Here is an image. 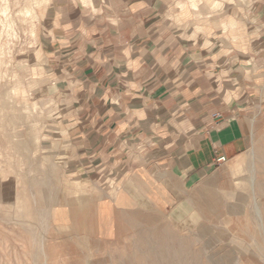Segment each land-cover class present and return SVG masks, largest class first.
Returning a JSON list of instances; mask_svg holds the SVG:
<instances>
[{"label": "crops", "instance_id": "obj_1", "mask_svg": "<svg viewBox=\"0 0 264 264\" xmlns=\"http://www.w3.org/2000/svg\"><path fill=\"white\" fill-rule=\"evenodd\" d=\"M134 11L129 22L142 24ZM256 15L264 39V1ZM105 20L124 22L60 21L42 51L61 95L73 100L52 133L65 150L62 180L85 187L79 204L61 199L56 217L111 240L183 210L218 159L249 150L254 120L264 117V42L252 75L232 33L215 40L161 21L127 34Z\"/></svg>", "mask_w": 264, "mask_h": 264}, {"label": "rangeland", "instance_id": "obj_2", "mask_svg": "<svg viewBox=\"0 0 264 264\" xmlns=\"http://www.w3.org/2000/svg\"><path fill=\"white\" fill-rule=\"evenodd\" d=\"M263 1L0 0V264H264V117L254 120L244 155L224 162L187 207L146 233L103 240L60 224L55 206L72 196L79 204L85 187L62 180L65 150L52 133L73 100L61 95L42 51L60 21L70 28L119 16L124 22H104L127 34L168 21L210 38L232 33L253 75ZM131 8L142 24L129 22Z\"/></svg>", "mask_w": 264, "mask_h": 264}, {"label": "built area", "instance_id": "obj_3", "mask_svg": "<svg viewBox=\"0 0 264 264\" xmlns=\"http://www.w3.org/2000/svg\"><path fill=\"white\" fill-rule=\"evenodd\" d=\"M219 117V116H218ZM218 162H220V163H224L225 162V159L224 158H220V159H218Z\"/></svg>", "mask_w": 264, "mask_h": 264}, {"label": "bare ground", "instance_id": "obj_4", "mask_svg": "<svg viewBox=\"0 0 264 264\" xmlns=\"http://www.w3.org/2000/svg\"><path fill=\"white\" fill-rule=\"evenodd\" d=\"M253 181V180H252ZM253 184V183H252ZM260 213V212H259ZM261 214V213H260ZM141 238V237H140ZM180 264V263H179Z\"/></svg>", "mask_w": 264, "mask_h": 264}]
</instances>
